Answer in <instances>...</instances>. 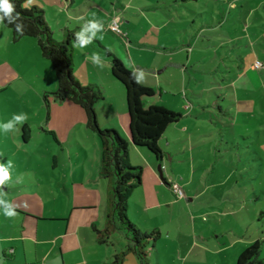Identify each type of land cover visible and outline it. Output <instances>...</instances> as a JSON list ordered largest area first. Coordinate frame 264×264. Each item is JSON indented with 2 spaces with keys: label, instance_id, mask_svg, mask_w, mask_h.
<instances>
[{
  "label": "crops",
  "instance_id": "crops-1",
  "mask_svg": "<svg viewBox=\"0 0 264 264\" xmlns=\"http://www.w3.org/2000/svg\"><path fill=\"white\" fill-rule=\"evenodd\" d=\"M67 1L71 7L72 0H56L53 5L58 6V2L62 4ZM260 1L264 2V0ZM63 6L66 5L59 6L60 14L64 12ZM81 17L82 15L80 17L67 15L65 20L56 19L55 26L47 23L55 37L63 39L66 31L71 30L67 25L68 19ZM1 27L3 28V25H0ZM8 29L3 30L6 40H10L12 36L10 28ZM203 30L205 29L201 28L199 31L203 32ZM101 36L103 35L97 34V39L103 43V38H99ZM242 37L243 35H239V38ZM163 38L164 41L161 38L137 39L133 31L126 32L125 36L121 37L125 42L126 53L132 59L127 61L128 68L134 73L142 71L144 73L142 83L157 88L160 96L172 90V81H168L171 84L168 86L164 84L162 78L166 74L173 77L172 69L178 74L180 82L191 80L190 74L186 75L184 68L185 64L193 62L194 51V48L184 40L181 43L175 40L176 42L172 44L169 43L170 38L166 34L162 36ZM18 41L32 50L38 48L35 37L23 36L18 38ZM111 41L113 44L116 42ZM238 41L240 42L241 39ZM74 49L81 59L77 66L80 72L86 73L85 80L82 81V75L76 70L77 56L73 54V74L76 79L81 84H98L104 92L102 102L96 107L99 125L114 127L124 139L128 140L130 164L135 165L131 151L146 162L145 169L144 166L142 167L141 183L132 191L127 204L126 213L135 225L141 231L147 232L157 228L161 235L167 225L164 210L167 205L166 186L170 187V182L179 181H185L181 184L187 186L195 179H198L199 186L190 193L188 200L193 201L208 193L212 198L219 196L227 208L222 216L237 217V226L233 222L223 232H217L214 239L204 234L198 235L193 224L190 225L188 232L181 230L179 226H171L165 232L164 240L156 241L155 247L148 251L150 264H154V260L155 264H233L235 256L244 248L257 239H263L264 232L258 229L257 216L262 213L260 201L263 200L261 196L264 191L260 184L255 183L256 181L247 182V172L242 157L235 159L234 143H231L227 132H218L217 137L221 142H216L215 136L214 142H206V145H203L204 142H194L193 132H197L198 128L194 124L199 121L200 115L197 110H195L196 114L192 115L191 112L194 111L192 105L188 102L190 104L188 107L183 102L184 114L178 121L167 126L159 145L164 153L161 161L168 159L176 165L187 167V175L169 180L162 174L166 181L162 180L160 174L156 172L157 159L153 158L148 150L130 143L124 88L112 77L109 59L95 50L81 51L77 47ZM187 50L190 54L183 56ZM143 51L152 53L155 59H158V63L148 61L143 63L133 58L135 52ZM93 52L100 55L103 68L94 66L88 59ZM41 56H38L39 64L48 67L43 60L44 57ZM246 56L241 54L238 57L241 66L246 65ZM240 64L238 69H241ZM253 67V64L249 63V70ZM100 69H103L104 77L99 74ZM41 74V76L37 75L38 79L43 77L42 71ZM46 75L48 87L45 83L38 82L37 91L42 99L45 92H51L57 86L54 72L53 75L48 73ZM179 88L180 86L178 90ZM48 98L50 101L48 117L46 108L41 115L40 105L38 111L33 113L34 120L26 115L27 119L22 124H16L11 131L9 142H0V164L7 166L9 160L12 162V167L9 169L11 179L6 182L2 190L6 193V199L15 206L17 213L15 217L9 218L0 210V264H108L113 260L114 254L126 249L127 240L119 233H112L105 243H98L96 240L93 226L97 229H102L104 226L106 202L110 190L109 180L99 174L100 142L96 134L86 126L85 113L81 107L70 100L58 102L50 95ZM152 100H144V106L155 104ZM104 105L109 108L107 113L102 115ZM216 106L218 111H222L220 106ZM205 111H209V119L212 120L215 116L212 114V109L202 110ZM187 122H191L190 126ZM24 125L28 127L25 131V139L22 135ZM34 126L35 132L39 135L52 137L48 132H53L52 139L56 142H31ZM209 128L212 130L211 126ZM0 132L4 131L0 130ZM84 137H90L91 142H84ZM162 138L165 139L164 144L161 142ZM219 144L223 148H219ZM204 153L214 157V162L213 165L212 160L209 165L202 162L201 171L198 173L199 157ZM228 155H230L229 161L225 160ZM217 160L224 162L225 165L223 171L216 173L211 179V175L216 172L214 164ZM253 225L256 228L251 230ZM128 253L124 255L121 264H138L136 256L133 254L135 257H129Z\"/></svg>",
  "mask_w": 264,
  "mask_h": 264
},
{
  "label": "rangeland",
  "instance_id": "rangeland-1",
  "mask_svg": "<svg viewBox=\"0 0 264 264\" xmlns=\"http://www.w3.org/2000/svg\"><path fill=\"white\" fill-rule=\"evenodd\" d=\"M55 1L33 0L32 5L41 7L45 12L46 22L53 26L56 25V19L65 20L67 15L71 17L82 15L84 20L95 18L101 21L103 31L97 33L103 35V43L100 42V44L108 48L117 57L119 56L124 62L118 58L126 67L132 59L126 53L124 39L107 29L114 17L119 18V30L124 35L126 32L131 33L133 31L137 39L155 40V38H161L164 41L165 38L162 39V36L166 34L170 38L169 43L173 44L176 42L175 40L181 43L184 40L186 44L194 48L192 52L193 62L185 64L184 68L187 72L185 74H190L191 80L187 79L185 83L180 82L178 74L172 69L173 77L167 74L162 77L165 85L169 86L168 81H172L170 93L160 96L158 89L155 88V94L151 97H145L144 100L153 99L155 104L173 111H180L182 114L185 112L183 102L188 107L191 104V108L194 109L191 112L192 115L196 114L195 110L200 115L199 121L194 124L198 128L197 132H193V141L204 142L203 145H206V142H214L215 136L216 142H221L217 137L218 132H227L231 143H234L235 159L242 157L247 172V182L256 181L255 183L260 184L264 191V2L260 0H187L177 3L174 0H72L73 4L69 7V1L62 4L58 2V6H54L53 2ZM60 5H66L63 6L64 12L61 14L58 12ZM84 20L81 18L68 19L67 25L71 30L79 31ZM201 28L205 30L200 32ZM3 30L9 29L4 24L3 28H0V120H2V124H5L18 114H25L34 120L33 113L38 111L40 105L42 108L39 110L41 115L43 109L45 112L44 101L39 96L37 89L38 82L45 83L46 87L49 86L46 74L53 75L51 63L44 56L45 59L41 56L39 46L37 50H32L30 47L21 44L18 39H14L13 34L10 40H6ZM75 31L73 32L75 33ZM239 35H243V37L239 38ZM238 39L241 41L239 42ZM96 40L98 39L96 38ZM111 40H115V44ZM256 40L259 43L255 42ZM250 41L252 42L249 44ZM87 49L95 50L105 56L103 51L91 44L83 49L80 48L81 51ZM76 53L77 50L73 49L72 56L73 54L77 56ZM134 54L133 58L136 61L158 63V59H155L152 53L143 51ZM186 54L189 55L190 52L185 51L183 56ZM241 54L247 55L245 66L240 64L238 57ZM38 56L43 58L48 67L39 64ZM80 61L78 56L75 57L78 72L80 69L77 65ZM249 63L253 66L255 63H260V66H254L252 70H249ZM239 64L241 69H238ZM41 71L44 73L43 77L38 79L37 75L40 74L41 76ZM102 71L103 69H100L99 74L104 77ZM80 74L82 81H84L86 73L80 72ZM54 80L56 83L55 77ZM118 84L124 88L120 82ZM178 86H180L179 90ZM50 97L52 98V95ZM101 100L95 104V113L97 105L102 102ZM216 105L220 106L222 111H218ZM107 108L109 107L104 105L102 115L107 113ZM203 109H212V114H215L214 118L210 120L209 111L202 112ZM210 121L213 122L210 124ZM187 124L190 126L191 122H187ZM209 126L212 127V130ZM33 130L31 142H56L51 136L37 134L35 126ZM117 132L119 133L118 130ZM10 135L11 131L0 132V142H9ZM119 135L124 139L122 134L119 133ZM83 141L91 142V138L84 137ZM126 141L128 142V140ZM161 142L164 144L165 139L162 138ZM218 147L223 148L221 144ZM143 148L147 150L145 147ZM128 149H130V145ZM131 154L132 161L135 163L131 166L141 168L144 166L145 169L144 163L146 162H143L133 151ZM229 156L225 160L229 161ZM152 157L155 158L153 154ZM211 160L213 165L214 157H210L207 153L201 155L198 173L201 171L202 162L209 165ZM159 164L163 176L169 180L187 175V167L176 165V163L169 162L168 159H164L163 162L156 160V172H158L157 166ZM224 165V162L216 161L214 164L216 172L211 175V179L216 173L223 171ZM145 173L146 171H144ZM201 181L203 180L201 179ZM183 182L185 181L178 182L185 194L182 198H177L170 187L166 186L168 193L167 205L164 210L167 225L157 242L164 240V234L171 226H179L181 230L188 232L190 225L193 224L198 235L204 234L212 239L217 232H223L233 222L237 226L236 216H222L227 208L219 196L212 198L208 193L190 201L187 198L199 186V181L195 179L187 186L181 184ZM261 198L263 199L260 201L262 213L257 216V226L264 232V194ZM128 219L135 225L131 218L128 217ZM254 225L251 230L256 228ZM150 249L147 247V252ZM128 254L129 257H135L131 252ZM260 257L264 259V248ZM153 263L155 264V260Z\"/></svg>",
  "mask_w": 264,
  "mask_h": 264
},
{
  "label": "trees",
  "instance_id": "trees-1",
  "mask_svg": "<svg viewBox=\"0 0 264 264\" xmlns=\"http://www.w3.org/2000/svg\"><path fill=\"white\" fill-rule=\"evenodd\" d=\"M25 1L11 0L15 6V13H19L18 22L23 24V33H17L15 25L8 24L7 21L4 25L11 29L14 39L23 36L37 38L42 56L51 63L57 86L54 91L43 94L47 117L49 95L58 102L70 100L83 109L86 126L96 133L100 142L99 174L109 180L110 190L107 196L104 226L102 229L93 226L96 240L98 243H105L112 233H119L126 238V249L114 254L113 260L108 264H121L127 252L136 256L138 264H150L146 249L155 247L160 232L157 228L148 232L141 231L130 222L126 213L128 199L132 191L141 183L142 168L131 166L128 159V142L120 137L117 130L101 128L98 124L95 104L104 98L102 88L95 83L81 84L73 74L72 52L75 33L67 30L63 39L56 38L46 22L44 10L37 5L23 8ZM91 45L103 51L110 61L112 77L124 87L130 143L136 147H145L160 161L164 155L159 145L160 138L167 126L178 121L182 113L158 104L144 107V98L153 96L155 89L149 85L135 83L131 75L134 72L98 40L94 39ZM27 129V126H22L24 139ZM48 133L54 138L53 132ZM161 177L166 181L163 176ZM263 248L264 238L255 240L235 256L233 264H264V259L260 257Z\"/></svg>",
  "mask_w": 264,
  "mask_h": 264
},
{
  "label": "clouds",
  "instance_id": "clouds-1",
  "mask_svg": "<svg viewBox=\"0 0 264 264\" xmlns=\"http://www.w3.org/2000/svg\"><path fill=\"white\" fill-rule=\"evenodd\" d=\"M33 0H26V3L22 5L23 8H30ZM15 6L11 0H0V25H3L5 21L8 24H14L15 30L17 33H23V24L19 21V13H15ZM84 20L83 17H81ZM103 31V24L101 21L96 20L95 18L90 20H84V23L81 25L80 30L77 31L75 39L73 42V47L85 48L92 43L94 39L97 38V33ZM102 39L103 37H99ZM88 59L93 63L94 66L103 68V63L101 61L100 55L96 52H93ZM132 79L135 83H142L144 80V73L140 71L139 73H132ZM27 119L26 115H16L12 120L5 124H0V130L4 132H9L14 130L16 124H22L23 121ZM12 167V162L9 160L7 166L0 164V210L3 211V214L6 217H15L17 215L15 211V206L6 199V193L2 190L6 182L11 179L9 169Z\"/></svg>",
  "mask_w": 264,
  "mask_h": 264
},
{
  "label": "built area",
  "instance_id": "built-area-1",
  "mask_svg": "<svg viewBox=\"0 0 264 264\" xmlns=\"http://www.w3.org/2000/svg\"><path fill=\"white\" fill-rule=\"evenodd\" d=\"M118 17H114L112 18L111 22L109 23V25L107 26V29L111 30L112 32H114L115 34H118L120 36H125L122 32H120L119 30V25H118ZM255 67L260 66V63H255L254 65ZM170 188L173 192V194L177 197V198H182L185 196L184 191L182 190L181 186L177 183V182H170Z\"/></svg>",
  "mask_w": 264,
  "mask_h": 264
},
{
  "label": "water",
  "instance_id": "water-1",
  "mask_svg": "<svg viewBox=\"0 0 264 264\" xmlns=\"http://www.w3.org/2000/svg\"><path fill=\"white\" fill-rule=\"evenodd\" d=\"M161 160H162V159H161ZM161 160H160V161H161ZM157 169H158V172H159L160 176H162V169H161L160 164L157 166Z\"/></svg>",
  "mask_w": 264,
  "mask_h": 264
}]
</instances>
